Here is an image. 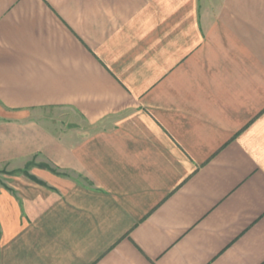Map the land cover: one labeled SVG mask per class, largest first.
<instances>
[{"label": "crops", "instance_id": "crops-1", "mask_svg": "<svg viewBox=\"0 0 264 264\" xmlns=\"http://www.w3.org/2000/svg\"><path fill=\"white\" fill-rule=\"evenodd\" d=\"M1 170L0 264H264V0H0Z\"/></svg>", "mask_w": 264, "mask_h": 264}, {"label": "rangeland", "instance_id": "rangeland-1", "mask_svg": "<svg viewBox=\"0 0 264 264\" xmlns=\"http://www.w3.org/2000/svg\"><path fill=\"white\" fill-rule=\"evenodd\" d=\"M38 112H40L41 116L42 117H54L55 119L58 118L59 119H66L65 117H62V116H68L66 115L65 112L63 111H60V110H56V109H41L40 111L38 110ZM63 121H66V120H63ZM17 171H15L16 173ZM6 171L5 170H1L0 171V183L4 182L5 181V178H6Z\"/></svg>", "mask_w": 264, "mask_h": 264}]
</instances>
